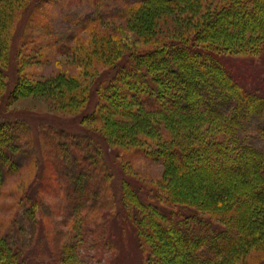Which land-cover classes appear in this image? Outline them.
I'll list each match as a JSON object with an SVG mask.
<instances>
[{
	"label": "trees",
	"instance_id": "16d2710c",
	"mask_svg": "<svg viewBox=\"0 0 264 264\" xmlns=\"http://www.w3.org/2000/svg\"><path fill=\"white\" fill-rule=\"evenodd\" d=\"M50 1L54 0H0L3 100L16 92L20 81H26L18 67L22 58L11 59V38L4 34L11 29L12 14L15 8L22 12L31 5L42 7V3ZM187 1L132 0L130 6L125 3L118 13L128 22H135V14H143L140 27L143 25L148 33V18L157 7L170 10ZM96 21L99 20L92 19L90 23ZM26 27L40 30L45 36L27 31L23 42L40 37L31 42L35 47L53 45L48 24L37 26L36 20L30 18ZM67 47L65 55L79 61L77 57L81 56H75L73 47ZM232 55L264 59V0H223L219 10L192 35L113 57L95 90L99 93L97 109L84 121L101 120L106 133L112 135L111 126L105 124L107 118L114 119L111 114L129 117L133 111L124 110L130 106L140 114L163 117L171 137L145 154L160 160L172 178L164 194L160 196L154 190L150 195L125 175L119 174L120 179L111 181L112 174L102 164L105 162L101 161L98 145L93 144V149L89 141H75L72 135L67 136L73 141L68 145H85V170L75 162L76 158H67L66 142L56 144L49 135L48 147L43 150L48 159L44 162L46 167L58 160L65 169L71 162V171L76 173L73 180L68 178L64 182L66 209L73 222L69 239L58 250V264L78 263V245L85 237L80 226L82 211L114 200H118L123 217L132 224L142 252L141 264H227L225 261L236 259L248 247L262 249L264 253V93L249 89L234 75L226 61ZM102 57L108 60L109 55ZM40 86L42 89L45 83L38 80L31 88ZM16 117L0 115V191L9 176L37 162L33 129L24 117ZM198 117L218 137L210 135L212 132L206 137L199 131L201 128L194 130L190 122ZM254 119L255 137L263 147L249 138L248 127ZM182 124L188 128H179ZM128 132H121L122 137ZM101 137L111 145L106 135ZM114 164V169L121 167L119 162ZM98 167L104 173L96 186L88 178L92 171L101 170ZM27 196L21 204L26 205L23 207L28 218L34 220L40 203L33 193ZM22 247L6 234H0V264H35L25 256Z\"/></svg>",
	"mask_w": 264,
	"mask_h": 264
},
{
	"label": "rangeland",
	"instance_id": "374dc122",
	"mask_svg": "<svg viewBox=\"0 0 264 264\" xmlns=\"http://www.w3.org/2000/svg\"><path fill=\"white\" fill-rule=\"evenodd\" d=\"M131 2L132 0H54L42 3V7L34 8L31 5L22 12L21 8H15L11 29L9 33L4 31L11 38V59L22 58L18 67L20 75L26 81H20L21 85L16 92L5 100V92L0 93V115L3 113L7 118L24 117L30 123L36 143L34 151L37 162L27 164L9 176L1 188L0 234H6L23 245L25 256L30 257L35 264H58V250L69 239L73 222L66 209L64 182L68 178L71 181L76 177L75 170L71 171L74 164L70 162L63 169L58 163L60 161L53 160L46 167L44 162L47 156H44L43 150L48 147L49 135L56 144L63 141L67 145L73 143L67 137L72 135L74 140L81 138L84 142L86 140L92 145H98L96 147L102 153L101 161L105 162L102 164H106L112 174L111 181L120 179L119 174L125 175L135 182L139 190L147 191L150 195L157 190L161 193L160 196L164 194L169 180L171 181L168 168L160 160L145 154V151H153L158 144L171 137L170 130L163 123V117L155 113L140 114L130 106L124 110L133 111L129 117L111 114L114 119L107 118L105 124L111 126L112 135L104 130L103 121L85 122L84 118L97 109L99 93L95 90L101 84L103 73L113 57L131 49L145 48L164 40L192 35L219 10L223 0H188L187 3L170 10L159 6L156 13L148 18V33L142 29L143 25L140 27L144 20L143 14H135L136 20L131 22L136 26L128 22L129 19L119 17V10L123 9L125 3L130 6ZM30 18L36 20L37 26L48 24L53 43L50 48L45 45L42 48L35 47L31 43L40 40V37L22 41L27 31L45 36L40 30L26 27ZM92 19L99 21L90 23ZM67 46L73 47L75 56H81L77 57L79 61L65 55ZM34 47L40 49V52L37 53ZM103 54L109 55L108 60H103ZM226 61L241 83L249 89L264 93L263 58L232 55ZM38 80L45 83V86L42 89L41 86L40 89H32ZM199 120L198 117L195 122H190V126L194 130L201 128L199 131L206 137L214 134V137H218L209 124ZM251 123L248 127L249 138L254 144L263 147L255 137V119ZM184 127L188 128L184 124L179 128ZM125 129L129 134L122 137L121 132ZM87 134L89 137H86ZM100 134L106 135L110 146ZM133 135L135 136L132 139ZM85 148L84 144L81 147L68 145L66 155L71 161L76 158L75 162L87 170L88 164L83 159ZM51 159L54 157L51 156ZM114 162H119L121 167L114 169ZM99 169L101 170L96 173L92 171L88 178L96 186L104 173V169ZM115 189L117 192L118 188ZM31 193L37 196L40 203L34 220L28 218L23 207L26 205L21 204L22 199L28 198L27 195ZM106 203L101 202L97 207L82 211L80 226L85 237L78 245L77 264H141L142 252L136 244L130 220L123 217L118 200ZM225 262L262 264L264 253L262 249L248 247L236 259Z\"/></svg>",
	"mask_w": 264,
	"mask_h": 264
}]
</instances>
